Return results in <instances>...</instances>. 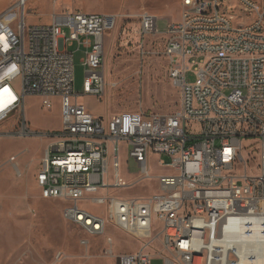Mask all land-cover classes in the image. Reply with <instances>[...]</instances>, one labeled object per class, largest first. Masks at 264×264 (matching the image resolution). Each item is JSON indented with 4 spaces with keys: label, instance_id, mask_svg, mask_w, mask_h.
Segmentation results:
<instances>
[{
    "label": "built area",
    "instance_id": "2783aa9c",
    "mask_svg": "<svg viewBox=\"0 0 264 264\" xmlns=\"http://www.w3.org/2000/svg\"><path fill=\"white\" fill-rule=\"evenodd\" d=\"M27 2L14 0L0 13V127L51 138L36 173L41 196L69 202L63 218L86 234L104 235L110 225L141 240L139 250L117 255L116 264H151L149 247L168 253L164 264H248L252 227L264 221V0H182L180 19L165 30L156 15L137 14L141 38L161 35L180 103L169 114L135 110L107 118L78 97L104 93L105 34L116 17L72 10L29 25ZM76 52L86 69L80 93L74 90ZM30 95L45 106L59 100L58 130L30 129L23 105ZM247 137L258 152L257 175L246 173ZM122 141L144 179L152 177L151 155L169 158L159 160L171 172L158 176V193L110 194L131 186L119 176ZM88 203L101 209L91 211ZM105 243L111 247L112 238Z\"/></svg>",
    "mask_w": 264,
    "mask_h": 264
},
{
    "label": "rangeland",
    "instance_id": "374dc122",
    "mask_svg": "<svg viewBox=\"0 0 264 264\" xmlns=\"http://www.w3.org/2000/svg\"><path fill=\"white\" fill-rule=\"evenodd\" d=\"M261 3L263 0H256ZM14 0H0V13ZM182 0H28L25 5L26 23L41 24L51 20L52 14L65 11H99L116 16L112 29L105 34V90L101 98L79 96L78 102L88 108H98L104 118L116 113L141 110L149 114H169L178 108L180 89L169 77L167 59L161 55V35H139L135 16L143 11L157 16L158 29L171 18L179 19ZM82 53L74 54V90L81 92L86 69L81 64ZM193 81V67L187 72ZM45 106L42 98L26 96L24 111L30 129L37 132L56 131L61 126L60 104L51 98ZM94 114V113H93ZM97 115V114H95ZM0 127V264H116V256L136 252L141 240L108 225L105 234L94 236L79 230L66 221L62 210L69 202L63 199L43 198L36 183L41 158L51 138L43 136H20L3 132ZM10 130V126H9ZM6 131V130H5ZM252 138H243L242 154L247 161L246 173L258 174V152L254 151ZM167 161L165 155L148 160L151 178H142L140 167L129 157L126 143L121 142L119 176L129 188H110V194L132 197L159 192L158 176L171 172L161 166L159 160ZM108 182L114 181L113 160L109 159ZM236 171L243 173V163ZM91 211L100 205L83 204ZM160 228L154 224L153 232ZM111 237L113 244L105 242ZM88 244H82V240ZM158 243V240L156 241ZM160 247H149L151 264H164V257L156 253ZM111 252L108 253V250Z\"/></svg>",
    "mask_w": 264,
    "mask_h": 264
},
{
    "label": "bare ground",
    "instance_id": "6f19581e",
    "mask_svg": "<svg viewBox=\"0 0 264 264\" xmlns=\"http://www.w3.org/2000/svg\"><path fill=\"white\" fill-rule=\"evenodd\" d=\"M252 229L248 239V264H264V221L255 224Z\"/></svg>",
    "mask_w": 264,
    "mask_h": 264
},
{
    "label": "crops",
    "instance_id": "0c3cea01",
    "mask_svg": "<svg viewBox=\"0 0 264 264\" xmlns=\"http://www.w3.org/2000/svg\"><path fill=\"white\" fill-rule=\"evenodd\" d=\"M182 6V5H181ZM79 11H82V10H79ZM82 12H85V11H82ZM90 12H99V11H90ZM103 13V12H102ZM180 14H181V12H180ZM179 14V15H180ZM179 19H180V16H179ZM179 19H177V18H171L170 20H168V21H166L165 23H164V26H163V30H165L166 29V27H167V25L169 24V23H171V22H176V21H178ZM158 20V19H157ZM48 23V22H47ZM157 27H158V23H157ZM85 97H91V96H85ZM84 105V104H83ZM90 112H92V113H94V114H97V115H99L98 114V108H88V107H86Z\"/></svg>",
    "mask_w": 264,
    "mask_h": 264
}]
</instances>
